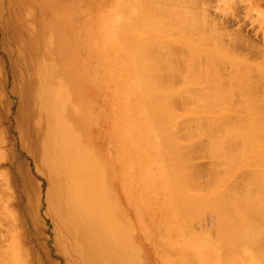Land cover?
Returning <instances> with one entry per match:
<instances>
[{
  "label": "bare ground",
  "instance_id": "1",
  "mask_svg": "<svg viewBox=\"0 0 264 264\" xmlns=\"http://www.w3.org/2000/svg\"><path fill=\"white\" fill-rule=\"evenodd\" d=\"M194 4L115 0L98 27L106 48L92 55L104 72L86 75L80 65L70 66L71 48L63 47V67L34 61L36 47L21 54L31 83L19 108L23 146L38 154L36 167L49 182L48 205L68 236L66 251L78 263L151 264L137 240L151 224L157 256H176L169 264L192 258L198 264H264V93L263 99L255 90L251 95L256 80L264 85V62L249 63L223 46ZM61 41H70L66 29ZM111 63L121 75L115 95L123 103L111 125L115 150L106 159L86 123L95 112L83 95L98 74L107 81ZM224 66L232 68L228 80L219 77ZM74 76L86 89L78 90ZM177 103L181 113L173 107ZM194 153L209 159V178ZM199 170L207 181H199ZM203 214L215 218V235L200 221L206 228L190 231ZM15 251L7 262L0 254V263L20 264Z\"/></svg>",
  "mask_w": 264,
  "mask_h": 264
},
{
  "label": "rangeland",
  "instance_id": "2",
  "mask_svg": "<svg viewBox=\"0 0 264 264\" xmlns=\"http://www.w3.org/2000/svg\"><path fill=\"white\" fill-rule=\"evenodd\" d=\"M192 1L199 7L195 6L197 7L196 13L200 14L202 11L201 14L204 16H200H203L204 20L206 19L205 23L208 26L210 25L211 29L205 28V30L207 32H209L208 29L217 31L219 41L223 46L227 49L231 47L233 54L245 57L249 63L261 64L264 62V0ZM114 4L115 0H0V254L3 253L7 256L5 261L8 260L9 255L15 256L16 249L20 264H81L78 263L76 254L66 251L69 248L68 236L64 232L61 220L56 218L54 211L48 205L49 182L47 176L36 167L35 157L38 154L27 152L23 146V125L19 108L21 97L30 89L31 83H29L28 59L22 58L24 52L34 50L36 47L37 53L32 54L34 61L41 62L48 59L57 67H63L66 64L63 47H66L72 50L73 59L70 60V66L80 65L86 75L92 74L94 71L104 72L105 65L93 61L92 55L95 51L106 48L103 35L98 27L104 22L106 14L113 12ZM81 26L83 27L81 28ZM65 29L70 36V41L64 45L61 35ZM59 30L62 32L61 34L58 32ZM91 31L94 33L92 34ZM87 36L95 40L94 45L86 42L85 37ZM43 37L45 39L42 40ZM179 47L181 46L176 47L175 52L176 54L182 52L183 56L182 48H180L181 51H178ZM56 49L60 52L58 56L59 53L56 52ZM18 58L21 60L19 61ZM107 67L111 70L110 76L106 78L107 81L105 80V82V77L103 79L98 74L94 77V84L89 90V95H83L85 99L92 102L95 112L94 120L86 123L98 138L97 143L101 148L99 154L106 159L109 155H113L111 153L115 150L116 138L111 125L117 118L118 109L123 103H118L115 95L121 85V75L115 63L107 64ZM231 72L232 68L224 66L219 71V77L222 80H228L232 75ZM253 79L249 80L251 84L254 83ZM71 80L79 82L78 90L86 89L85 84L81 82L82 79L74 76ZM100 80L104 82L102 83ZM257 81L254 85L259 86L262 81L260 80L259 84ZM175 84L178 85V82H174V86H176ZM260 85L261 87L255 86L257 89L252 87L253 98L254 90L256 95L259 94L257 99L264 96H261L264 93V85L263 83ZM173 107L177 113H181L184 109L183 105L179 103L174 104ZM263 110L259 111L260 118L264 117ZM187 123L189 122L187 121ZM189 139L190 137L187 142ZM191 144L189 143L190 146ZM192 155L196 166L203 170L202 174L206 178L205 175L209 171L205 173L204 170L210 164H208L209 159L197 153ZM194 161L192 162L194 163ZM196 166L193 164L190 167L197 168ZM40 169L42 170V168ZM200 170L197 172L200 174L196 173V175L201 176ZM203 176L199 177V181L202 179L201 181L205 182L206 179ZM111 179L115 183H119L117 177H111ZM197 180L195 185L199 183ZM228 181L226 180V183ZM201 184L203 185V183H199V185ZM53 204H56L55 196ZM124 207L130 210L125 203ZM210 217H212L211 214L201 215L200 220H196L195 224L194 221L192 222L194 227L191 225L190 231L200 233L202 231L197 229L208 227L210 229L208 232L211 233L210 231L214 230V234H212L215 235V228H211L215 226V218ZM154 219L157 220L158 216ZM197 221L203 222L201 225L206 227L200 226ZM127 223L133 222L127 220ZM153 237H155V230L151 224H148L147 234H141L137 239L149 262L151 264L175 262L176 256L170 252L162 259L157 256L153 241L155 238L153 239ZM0 257L3 259L4 256ZM180 264H198V261L192 258L186 262L180 261Z\"/></svg>",
  "mask_w": 264,
  "mask_h": 264
}]
</instances>
